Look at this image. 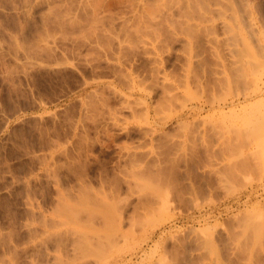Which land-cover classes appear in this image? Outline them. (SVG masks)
I'll return each mask as SVG.
<instances>
[{
  "label": "rangeland",
  "instance_id": "rangeland-1",
  "mask_svg": "<svg viewBox=\"0 0 264 264\" xmlns=\"http://www.w3.org/2000/svg\"><path fill=\"white\" fill-rule=\"evenodd\" d=\"M0 264H264V0H0Z\"/></svg>",
  "mask_w": 264,
  "mask_h": 264
},
{
  "label": "bare ground",
  "instance_id": "bare-ground-1",
  "mask_svg": "<svg viewBox=\"0 0 264 264\" xmlns=\"http://www.w3.org/2000/svg\"><path fill=\"white\" fill-rule=\"evenodd\" d=\"M189 25H190V24H189ZM189 27H190V28H189ZM191 27H192L191 25L188 26V29L190 30ZM189 59L191 60V57H189ZM186 72H188L187 75H186V78L188 79V78H189V70H187ZM187 81H188V80H186V82H187ZM176 88H177V87H176ZM241 92H242V91H240L239 93L241 94ZM242 93H243V92H242ZM237 95H238V94H237ZM238 97H239V96H238ZM243 97H244V96H243ZM107 211H108V210H107Z\"/></svg>",
  "mask_w": 264,
  "mask_h": 264
}]
</instances>
